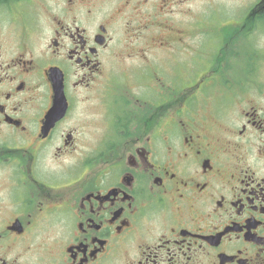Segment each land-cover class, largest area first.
I'll return each instance as SVG.
<instances>
[{
  "label": "flooded vegetation",
  "instance_id": "obj_1",
  "mask_svg": "<svg viewBox=\"0 0 264 264\" xmlns=\"http://www.w3.org/2000/svg\"><path fill=\"white\" fill-rule=\"evenodd\" d=\"M0 264H264V0H0Z\"/></svg>",
  "mask_w": 264,
  "mask_h": 264
}]
</instances>
